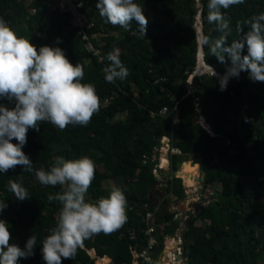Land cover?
<instances>
[{
    "label": "trees",
    "instance_id": "1",
    "mask_svg": "<svg viewBox=\"0 0 264 264\" xmlns=\"http://www.w3.org/2000/svg\"><path fill=\"white\" fill-rule=\"evenodd\" d=\"M81 1L88 24L83 33L70 15L51 9L49 0H0V19L18 36L30 39L37 49L59 47L70 63L82 64L81 82L94 85L100 101L87 126L69 125L61 131L47 121L38 122L39 130H28L22 148L32 161L33 171L17 165L0 173V200L8 205L0 212V220L9 225L10 243L23 249L31 235L37 237L34 254L21 258L19 264H45L41 243L55 227L62 207L48 196L61 193L66 186H43L35 171L49 170L58 156L71 160L88 156L94 161L95 178L86 200L95 202L108 195L112 187L103 188L105 180H114L127 200V220L122 227L84 240L76 256L62 258V264H98L97 260L108 264L110 258L114 264H133L132 248L141 252L149 244L144 218L159 206L156 220L165 226L157 235V260L165 247L164 237H174L178 231V221L166 205L150 208L158 184L151 159L164 137L171 138L172 146L181 152L172 156L173 171L178 170L179 156H190L204 170V190L220 187L217 199L196 211L181 233L187 264H258L264 252V82H253L241 72L238 78L229 79L226 90L219 89L218 77L231 61L227 54L224 63L208 55V47L198 43L193 23L200 11L202 33L213 42L222 35L215 23L208 22V0H135L149 21L145 38L138 36L135 21L131 30L125 31L100 17L97 0ZM221 11L229 21L230 44L249 30L243 25V32L238 33V23L264 12V0H244ZM89 43L94 50L87 47ZM113 49H119L129 75L108 83L104 70L110 64L107 54ZM200 50L205 63L218 75L205 72L193 76L188 84ZM243 54H247L246 47ZM133 86L138 90L135 97L131 95ZM0 104L13 106L2 99ZM163 108L168 109V116L160 115ZM122 115L124 118L116 119ZM101 165L110 173L101 172ZM9 180L22 183L30 197L17 200L7 190ZM171 184L170 194L177 201L183 200L181 180L174 178ZM199 221L208 225L200 228ZM128 228L136 230L137 240L120 238Z\"/></svg>",
    "mask_w": 264,
    "mask_h": 264
},
{
    "label": "clouds",
    "instance_id": "2",
    "mask_svg": "<svg viewBox=\"0 0 264 264\" xmlns=\"http://www.w3.org/2000/svg\"><path fill=\"white\" fill-rule=\"evenodd\" d=\"M243 2L208 0L207 4L208 22L215 23L222 35L213 42L209 36L201 33L199 43L202 47H208V55H214L218 62H225V54L231 61V66L218 77L221 91L226 90L230 78H238L241 72H246L253 82H264V12L245 20L243 24L238 23V33L243 32V25H247L249 30L243 32L241 39L233 40L230 44L227 42L231 30L221 9L226 10ZM95 7L106 23L120 26L125 31L131 30L135 21L138 36L145 38L149 21L144 15L143 6L135 0H97ZM245 47L247 54H243ZM200 59L205 63L202 50L196 69ZM107 60L110 64L104 70L106 82L127 78L129 69L122 63L119 49L108 53ZM208 67L211 71L195 72L191 76H201L205 72L218 75L211 65ZM83 78V65L70 63L64 50L47 45L37 49L30 39L18 36L6 21L0 19V99L13 105L7 107L0 104V173H6L17 165L33 171L32 161L22 148L27 142L28 130H39L38 122L47 121L61 131L69 125L87 126L90 123L99 110L100 101L95 86L82 83ZM13 139L16 143H12ZM95 171L96 165L88 156L75 160L58 156L49 170L35 171L36 179L43 186H66L61 193L48 196L49 201L55 199L62 207L55 227L41 243L40 251L45 264H62V258L73 259L84 240L101 232L110 234L126 222L127 200L119 186H112L106 197L95 202L86 200ZM167 182L171 184V180ZM167 182L163 188L168 187ZM7 190L19 201L30 197L20 182L9 180ZM168 193L167 189L165 194ZM153 201L157 202L152 196L150 208L154 206ZM7 206L5 200H0V212ZM158 211H149L148 214H157ZM11 239L9 225L0 220V264H19L21 258L26 259L34 254L33 249L37 244L34 234L27 239L23 249L10 243ZM93 253L96 257V252Z\"/></svg>",
    "mask_w": 264,
    "mask_h": 264
},
{
    "label": "built area",
    "instance_id": "3",
    "mask_svg": "<svg viewBox=\"0 0 264 264\" xmlns=\"http://www.w3.org/2000/svg\"><path fill=\"white\" fill-rule=\"evenodd\" d=\"M31 3L32 1H30V4ZM49 7L53 10H58L60 13L70 15L71 18H73V22L76 23V26L81 29L79 33H83L84 29L88 27L87 17L82 12L83 3L81 0H49ZM32 12L34 13L35 10L33 9ZM84 39H87L86 35L84 36ZM87 47L91 50H94V47L91 43H89ZM160 115L164 117L168 116V109L163 108L160 111ZM162 141L163 145L161 144V146L158 148L166 149L167 155L171 156V160L173 155L181 154L178 148L172 146L171 138L164 137ZM158 152L159 150L155 148L154 155L151 159V161L154 163L152 172L158 180L159 186L163 187L166 185L164 175L162 174L164 166L161 164V161L157 157ZM171 212L174 213V219L177 221V212ZM156 217L157 214L155 212L149 213L144 219L147 225V228L144 233L148 237L149 244L141 252H138L137 247L132 248L134 254L133 264H187V260L183 254L182 238H178L180 231H182V224H178V231L174 237H171L169 235L164 237L165 247L162 252L158 255V259L155 260L156 248L160 246L157 235L162 234L160 233V230H158V227L162 226H158ZM120 238H129L130 240H137L136 230L134 228L125 229V231L121 233ZM161 254L166 256V258L160 259L159 256Z\"/></svg>",
    "mask_w": 264,
    "mask_h": 264
},
{
    "label": "rangeland",
    "instance_id": "4",
    "mask_svg": "<svg viewBox=\"0 0 264 264\" xmlns=\"http://www.w3.org/2000/svg\"><path fill=\"white\" fill-rule=\"evenodd\" d=\"M198 1V0H197ZM198 6H200V3H197ZM194 29L196 30V37L198 40V43L200 42V36L202 33V25L199 21L195 20L194 22ZM201 61V60H200ZM195 72L198 73V71L195 69ZM193 72L192 75H195L196 73ZM191 80H188V84H190ZM188 87V86H187ZM133 86V90L131 92L132 96H136L138 94V90ZM199 110H197L198 112ZM124 118V115L122 116H118L116 119H122ZM174 123H178V117L175 115L174 117ZM163 142V141H162ZM163 145V144H162ZM160 147V146H158ZM156 147L157 150H159L157 157L159 158L160 161L163 160V158H166L168 160V163L166 166H164L163 172L162 174L164 175V180L165 182H167L168 180H171V182L173 181L174 178H179L181 180V185L184 189V199L181 201H177V199L170 193L165 194L164 197L159 198L158 202H153L154 206H158V205H166L167 210H171L173 212H177L176 214L178 215V224H182V231H180V234L178 235V238H182L181 232L186 231V228L188 227L189 223H190V218L192 216L195 215L196 213V207H206L207 206V202H210L217 199L219 193H220V187L218 185L212 186L210 188H208L207 190H204L203 188V177L204 175L201 173L200 168L197 167L196 170V175L193 177L194 180V185L193 186H188L186 184V180L188 178H182L178 176V170L182 168V163L186 160L191 161V157L187 156V155H181L178 157V162H177V167L178 170L177 171H173L172 169V160H171V156L167 155V150L166 149H161ZM182 165V166H181ZM154 166V165H153ZM153 168V167H152ZM99 169L101 172H105L107 174L110 173L109 170H106L104 165L99 166ZM182 176V175H181ZM168 178V180H167ZM190 180V179H189ZM198 180H202V182H199ZM172 185V184H171ZM171 185H169L167 187L168 192H171ZM114 186V180H105L103 182V188H109ZM165 187V186H164ZM158 191H161L163 187L159 185L156 187ZM159 206H158V210H159ZM195 208V210H194ZM200 228L205 227L206 225H208V223L206 222H197ZM158 226H162V225H158ZM158 230H160V233H163L164 227H158ZM92 255H94V253H91ZM108 257V256H107ZM160 259L166 258V256L164 255H160L159 256ZM98 264H101L100 260H97ZM108 264H114L112 259L110 258V263ZM258 264H264V252H262L260 254V257L258 259Z\"/></svg>",
    "mask_w": 264,
    "mask_h": 264
},
{
    "label": "bare ground",
    "instance_id": "5",
    "mask_svg": "<svg viewBox=\"0 0 264 264\" xmlns=\"http://www.w3.org/2000/svg\"><path fill=\"white\" fill-rule=\"evenodd\" d=\"M196 70L198 71V73L202 72V71H211V69L208 67V65L206 63H204L202 60L199 62V65L197 66ZM167 163H168V160L166 158H163V160L161 161V164L166 166ZM197 167H198V165L194 164L192 162H191V164L184 163L182 168L179 169L177 172L178 176L182 177V178L183 177L188 178L186 180V184L188 186H193L194 185L193 177L197 174L196 173Z\"/></svg>",
    "mask_w": 264,
    "mask_h": 264
},
{
    "label": "water",
    "instance_id": "6",
    "mask_svg": "<svg viewBox=\"0 0 264 264\" xmlns=\"http://www.w3.org/2000/svg\"><path fill=\"white\" fill-rule=\"evenodd\" d=\"M199 17H200V11L199 12H197L195 15H194V19H193V22L195 21V20H197V21H199L198 19H199ZM198 77H200V76H198ZM192 79V76H190L189 77V80H191ZM202 125H203V127L205 128V129H208L209 128V125L208 124H206V123H202ZM192 163H193V161H191ZM200 171H201V173L204 175L205 173H204V170H202L201 168H200ZM199 182H202V180H198ZM169 184H170V182H167V186H169ZM165 193H167V188H163L162 189ZM156 194V191H153V193H152V196H154ZM154 202V201H153ZM155 203V202H154ZM198 210H200V208H196V211H198Z\"/></svg>",
    "mask_w": 264,
    "mask_h": 264
},
{
    "label": "flooded vegetation",
    "instance_id": "7",
    "mask_svg": "<svg viewBox=\"0 0 264 264\" xmlns=\"http://www.w3.org/2000/svg\"><path fill=\"white\" fill-rule=\"evenodd\" d=\"M155 191H156V194L153 196V198L158 202L159 198H162L165 196V192L163 190L158 191L156 190V188H155Z\"/></svg>",
    "mask_w": 264,
    "mask_h": 264
},
{
    "label": "crops",
    "instance_id": "8",
    "mask_svg": "<svg viewBox=\"0 0 264 264\" xmlns=\"http://www.w3.org/2000/svg\"><path fill=\"white\" fill-rule=\"evenodd\" d=\"M198 165V164H197ZM199 167V166H198Z\"/></svg>",
    "mask_w": 264,
    "mask_h": 264
}]
</instances>
